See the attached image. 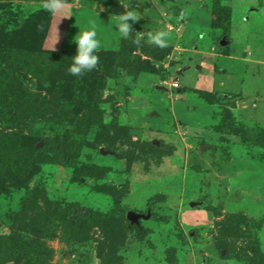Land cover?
Listing matches in <instances>:
<instances>
[{
    "label": "rangeland",
    "instance_id": "obj_1",
    "mask_svg": "<svg viewBox=\"0 0 264 264\" xmlns=\"http://www.w3.org/2000/svg\"><path fill=\"white\" fill-rule=\"evenodd\" d=\"M44 2L0 0V58L34 38L0 59V244H25L0 264H264V0ZM92 24L99 63L76 77Z\"/></svg>",
    "mask_w": 264,
    "mask_h": 264
},
{
    "label": "clouds",
    "instance_id": "obj_2",
    "mask_svg": "<svg viewBox=\"0 0 264 264\" xmlns=\"http://www.w3.org/2000/svg\"><path fill=\"white\" fill-rule=\"evenodd\" d=\"M66 0H45L43 7L49 12H57L63 9ZM140 16L133 11H127L118 16L115 30L118 31L120 38L128 39L133 31L131 22H135ZM168 32L164 30L157 31L149 35L148 40L160 48L168 46ZM76 44V52L71 56V63L68 72L76 77L85 75L86 73L97 68L99 56L97 52L101 48V41L98 38V32L95 24L79 31L73 38ZM139 45L140 41L137 40Z\"/></svg>",
    "mask_w": 264,
    "mask_h": 264
},
{
    "label": "trees",
    "instance_id": "obj_3",
    "mask_svg": "<svg viewBox=\"0 0 264 264\" xmlns=\"http://www.w3.org/2000/svg\"><path fill=\"white\" fill-rule=\"evenodd\" d=\"M8 25H9L8 22H6L4 24L5 27H3V25H0V32L2 30V27L7 28ZM33 41H34V38L31 35V33H28L26 35L23 34L22 36H20L18 40H15V43H16L15 45H14V40H13V42H12L13 46L10 47V49L12 48V51L10 52V54L14 53L15 55L13 54L10 57L12 58L14 56L13 59L23 57L26 54V52H28L29 49H32ZM4 53H5V51H4ZM5 54H7V53H5ZM7 55H9V54H7ZM1 58L2 59L5 58L9 61L11 60V58H9V57H2L1 56ZM0 63L2 64V62H0ZM248 142L249 141H247L246 143H248ZM257 143H258V141H257ZM38 150H41V149H38ZM32 223L34 224V226H33L31 233H34L36 236H38V238L43 234L45 235L46 231H48L47 227H49V224H50L49 220L39 218V216H38V219L32 221ZM138 228H139V230H142L141 226H139ZM23 239L24 238L19 236V235H15V234L10 235L9 237H7L3 240L2 244H0V249L3 251H6V252H11V251H15V250L19 251L25 247L24 246L25 244L23 243L24 242Z\"/></svg>",
    "mask_w": 264,
    "mask_h": 264
},
{
    "label": "water",
    "instance_id": "obj_4",
    "mask_svg": "<svg viewBox=\"0 0 264 264\" xmlns=\"http://www.w3.org/2000/svg\"><path fill=\"white\" fill-rule=\"evenodd\" d=\"M196 204L192 203L190 206L193 207ZM150 218V214L147 215L144 214H138L135 212H128L127 213V220L132 224L136 226H140V220H148Z\"/></svg>",
    "mask_w": 264,
    "mask_h": 264
},
{
    "label": "built area",
    "instance_id": "obj_5",
    "mask_svg": "<svg viewBox=\"0 0 264 264\" xmlns=\"http://www.w3.org/2000/svg\"><path fill=\"white\" fill-rule=\"evenodd\" d=\"M173 87L178 88L179 86H178V84L175 83V84H173Z\"/></svg>",
    "mask_w": 264,
    "mask_h": 264
}]
</instances>
